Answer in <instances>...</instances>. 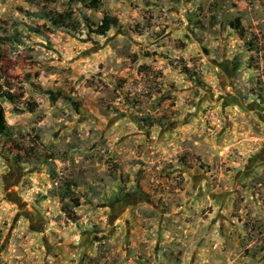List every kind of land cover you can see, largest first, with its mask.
I'll use <instances>...</instances> for the list:
<instances>
[{"label": "rangeland", "instance_id": "obj_1", "mask_svg": "<svg viewBox=\"0 0 264 264\" xmlns=\"http://www.w3.org/2000/svg\"><path fill=\"white\" fill-rule=\"evenodd\" d=\"M50 1L0 0V264H264V0H56L77 30L37 34Z\"/></svg>", "mask_w": 264, "mask_h": 264}, {"label": "trees", "instance_id": "obj_2", "mask_svg": "<svg viewBox=\"0 0 264 264\" xmlns=\"http://www.w3.org/2000/svg\"><path fill=\"white\" fill-rule=\"evenodd\" d=\"M54 1H50L48 4L50 5L49 9L45 14L46 21L49 23L43 24L41 28H32V31L37 34H42L43 28L49 27V29H69L72 31H76L78 24L74 18V14L71 10H64L62 6H59L57 3L54 4ZM83 3V5L90 10H99L103 5V0H78ZM120 22L119 19L110 14H105L101 23L96 28V33L101 36H106L113 28L119 27ZM236 29L240 28V21H236ZM184 73L189 75L191 79H193L197 83H201V78L197 77L196 72L189 70L188 68H184ZM16 95L12 92L11 88L6 87L5 84L0 83V135L9 137V125L6 120L5 109L3 107L2 101L6 100L10 103L16 102ZM53 101H56L54 97H52ZM75 206H80V201L78 198L73 199Z\"/></svg>", "mask_w": 264, "mask_h": 264}, {"label": "flooded vegetation", "instance_id": "obj_3", "mask_svg": "<svg viewBox=\"0 0 264 264\" xmlns=\"http://www.w3.org/2000/svg\"><path fill=\"white\" fill-rule=\"evenodd\" d=\"M240 101H241V98L239 99ZM239 101V103H236V104H239V105H241L240 102ZM127 198H130L131 200L133 199V200H135V199H141V196L139 195V196H135V195H130V196H128ZM127 198H125V199H127Z\"/></svg>", "mask_w": 264, "mask_h": 264}]
</instances>
